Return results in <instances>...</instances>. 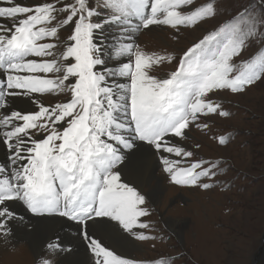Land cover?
<instances>
[{"label": "snow or ice", "instance_id": "obj_1", "mask_svg": "<svg viewBox=\"0 0 264 264\" xmlns=\"http://www.w3.org/2000/svg\"><path fill=\"white\" fill-rule=\"evenodd\" d=\"M158 30L200 35L149 53L139 36ZM164 64L174 70L153 75ZM261 85L264 0H0V240L17 223L35 230L20 204L78 225L89 264H176L113 247L157 238L142 231L152 212L137 182L154 162L174 186L213 189L223 161L181 142L230 117L218 97ZM44 247L41 264L74 252Z\"/></svg>", "mask_w": 264, "mask_h": 264}, {"label": "rangeland", "instance_id": "obj_2", "mask_svg": "<svg viewBox=\"0 0 264 264\" xmlns=\"http://www.w3.org/2000/svg\"><path fill=\"white\" fill-rule=\"evenodd\" d=\"M230 3L231 0H225L226 5ZM199 35L188 30L179 34V39H173L171 31H146L139 36V43L149 53H178ZM174 67L160 65L153 75L165 76ZM217 102L231 113L230 117L209 120L210 132L193 128L190 138L181 143L199 157L222 160L224 172L215 181H209L215 187L205 191L170 184L157 165L156 175L165 190L155 204L147 198L152 215L144 219L151 229L142 230L157 238L137 242L138 246L126 255L132 254L137 259H152L162 254L175 259L179 255L182 258L176 264H264L259 252L264 238V85L254 87L243 96L218 97ZM220 137L228 143L219 145ZM197 143L201 144L199 149L195 147ZM164 220H170L171 224H165ZM18 226L9 238L17 243L0 240V264H41L42 257L36 262L26 242L17 234ZM76 230H58L48 237L55 240L59 236L61 244L74 248L75 254L61 257L63 264H85L79 258L85 255L88 258L79 227ZM39 236L44 239L46 230ZM43 255L44 259L48 258L47 251Z\"/></svg>", "mask_w": 264, "mask_h": 264}, {"label": "bare ground", "instance_id": "obj_3", "mask_svg": "<svg viewBox=\"0 0 264 264\" xmlns=\"http://www.w3.org/2000/svg\"><path fill=\"white\" fill-rule=\"evenodd\" d=\"M143 150L145 152L149 151V149L146 146H145V148ZM3 159H4L3 150L0 149V162H3ZM157 169H158L157 165L154 162L151 163L150 166L144 171V175H143L142 181H138L137 182L139 188L142 191L145 192V195L149 199V202H152L153 204H155L158 201L159 194L165 190L163 185L161 184L160 177H158L156 175ZM161 200H163V199H161ZM13 208H14V211L19 216L25 217L26 222L27 223H31L34 226V228H35L34 231L29 232V231L25 230L24 225H22L20 227L17 224H15V226H18V233L17 234L21 235L22 240L26 242V247H28L32 251V254L34 256V259H36V262L39 261L40 258L44 256L43 253L45 254V252L47 251V250H45L46 248L44 247V245L49 240L48 237L50 236L51 233H54L56 231L57 232H59V231L63 232V231L68 230L69 228L70 229H74L75 231H77L76 227L77 228L79 227L75 223H72V224L68 223V221L66 219H64V218L60 219L58 217H51V218H46V219H42L41 220V219H38V218L31 217L30 214L27 213L26 209L20 204H15L13 206ZM176 221H178V220H176ZM163 222L165 224L166 223L167 224H171L170 220H167V222H166V220H164ZM15 226L13 225V230H14ZM45 230H46L45 238L44 239H40L39 235H43L45 233ZM57 238H58V240L61 241V238L59 236ZM8 242L15 244V243H17V240L8 239ZM67 242H68V240H67ZM113 246H115L119 250V252H121V254H125L126 252H129L131 249L136 248L138 246V244L135 247H133V246H119V245H113ZM2 249H5V248L2 247ZM14 250H16V249H14ZM27 251H28V249L26 248V252ZM30 259L32 260L33 258H30ZM79 259L80 260H85L86 261L85 264H89L88 258H87L86 255H85L84 258H79Z\"/></svg>", "mask_w": 264, "mask_h": 264}, {"label": "flooded vegetation", "instance_id": "obj_4", "mask_svg": "<svg viewBox=\"0 0 264 264\" xmlns=\"http://www.w3.org/2000/svg\"><path fill=\"white\" fill-rule=\"evenodd\" d=\"M259 252H260V254L262 255L260 258H261L262 260H264V238L262 239L261 247L259 248ZM258 256H259V254H258ZM258 256H257V257H258ZM252 264H255V263H252Z\"/></svg>", "mask_w": 264, "mask_h": 264}]
</instances>
